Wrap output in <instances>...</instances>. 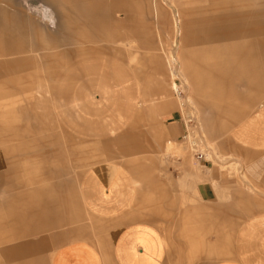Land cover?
<instances>
[{
    "label": "rangeland",
    "instance_id": "rangeland-1",
    "mask_svg": "<svg viewBox=\"0 0 264 264\" xmlns=\"http://www.w3.org/2000/svg\"><path fill=\"white\" fill-rule=\"evenodd\" d=\"M19 1L33 22L58 31L60 17L54 14L53 23L45 18L39 0ZM102 1L107 5L110 0ZM120 2L127 14L115 17L110 12L99 26H84V32L93 35L85 48L97 51L71 53L76 45L54 50L3 47L0 166L10 182L2 195L8 204L0 222L5 237L30 224L37 242L50 243V255L70 239L105 248L114 225L141 218L155 223L170 240L179 235L190 247L189 264L202 261L210 246L212 252L227 249L229 256L235 249H264V236H259L260 226L252 219L258 208L255 200L264 198V191L255 188L250 175L251 156L264 149V0H157V6L152 0ZM226 27L261 33L205 41L214 28ZM47 42L54 43L49 37ZM57 52L65 56L45 57ZM169 53L175 58L184 54L196 64L202 57H218L223 66L252 64L258 70L255 86L236 83L232 69L222 73L211 69L202 73L206 78L201 75L211 85L199 87L185 111L171 92L165 112L148 116L146 111L143 118L130 113L128 101L139 91L156 96L166 91L171 70L182 85L180 64L176 61L171 68ZM92 63L106 80L95 93L102 97L95 116L77 100L89 95L82 84L86 66ZM44 85L51 92L45 93ZM173 112L183 125L186 118L192 120L189 124L198 135L205 132L214 147L211 157L192 133L184 137L190 132L186 126L179 139L164 133ZM104 116L115 131L102 127ZM83 117L97 121L81 124ZM190 157L197 168L190 165ZM120 167L125 184L119 197L111 207L97 206L99 187L93 183L87 188L86 177L94 171L109 184ZM70 209L79 214L73 221L68 220ZM217 212L225 213L226 220H215ZM209 215L211 231L205 232L208 222L203 219ZM11 240L5 238L4 243Z\"/></svg>",
    "mask_w": 264,
    "mask_h": 264
},
{
    "label": "crops",
    "instance_id": "crops-1",
    "mask_svg": "<svg viewBox=\"0 0 264 264\" xmlns=\"http://www.w3.org/2000/svg\"><path fill=\"white\" fill-rule=\"evenodd\" d=\"M39 1L42 3V13L45 18H48L49 21L53 23L54 14L60 17L58 31H52L49 27L41 28L37 23L33 22V20L29 18V15L23 11V3L19 0H0L1 62L3 61L4 46L43 47L45 50H54L59 47L76 45L75 50L70 51L71 53L97 51L96 47L85 48L84 44L89 41L88 39L92 40L91 37H93V35L85 33L84 26L88 23L92 25L94 23L96 26H99L104 20V14L107 15L110 14V12H113L115 17L121 16V13L127 14L128 12L124 3L120 2V0H110L107 5H104L102 0ZM152 1L155 2L157 6V0ZM238 17L245 18V15H238ZM259 32L261 33L260 30L249 28H241L239 30L230 29V27L224 29L214 28L208 36H206L205 41L211 42L252 37ZM48 37L51 38L54 43H48ZM247 41L250 43L252 42L251 40ZM248 55L252 56L250 53ZM53 56H65V53L57 52L45 54L46 58ZM167 61L171 68L174 62H179L182 75L184 76L182 85L177 83L175 80L177 74L174 70H171L170 82L166 91L158 96L153 94L147 95L139 91L135 99L128 101L130 113L143 118L146 111L150 112L148 116L149 114L150 116H157L159 113L165 112L166 109L163 107L168 105L169 102L167 101V97L171 92L177 95L179 107L182 111H185L186 105L193 100L194 92H196L199 87H203V85L206 86V88L208 85H211L209 81L206 79L203 80L201 77V75L204 76L202 73H207V71L211 69L213 72L217 73L232 69L234 72L232 77L234 81H236V83L244 82V85L249 89L255 86V72L258 71L255 66H251L252 64L250 68H246L247 66L244 64L233 65L234 68L229 65L223 66L218 57H202L197 60L198 64H196L192 59L185 58L184 54L180 53L177 58H175L169 53ZM86 68V71L83 69L85 71V81L82 87L87 92L86 94L89 95L83 98L79 97L77 100L78 103L87 105V110L89 109L88 113H91V116H95L101 111L98 105L101 104L102 99L101 95L95 93L98 91L100 85H106V80L100 78L101 73L93 63L88 64ZM43 88L45 93L51 92L46 85H44ZM65 89H67V92L72 90L68 87H65ZM183 90L187 91L186 95L182 94ZM123 117V115L119 114V119H123ZM86 118H88L89 123H96L97 121V118ZM105 118L106 121L101 123L102 127H104L105 130L108 128L109 131H115L116 128L113 127V123L109 122L107 117ZM84 120L85 121L81 124L88 122L85 118ZM190 121L192 120L186 118L185 125H183L179 118V114L173 112L171 117L167 120V128H164V133L172 139H179L182 136L183 128L186 126L190 132L184 134V137L189 138V135L192 133L194 138L202 142V150L205 152L206 156L211 157L213 154L212 150L214 149L212 142L208 139L204 131H202L201 136L193 131V128L189 124ZM166 150L169 154L173 155L171 146H168ZM251 157V178L256 185L255 188L264 191V149H261L259 153L253 154ZM189 163L191 166H195L197 161L194 159L192 162L190 157ZM195 167L197 168V165ZM102 172H105V170ZM6 174L5 167L0 166V222L2 223L4 221L2 210L5 205H8L4 203L2 195L5 190V185L10 184ZM134 182L137 183V181ZM93 183H96L99 187L100 198L98 201H100V203H98L97 206L101 204L102 207H111L112 202L116 201V197H119L122 187L125 184V172L120 167L113 180L109 184H106L98 173L91 171L89 176L86 177L84 184L87 188H92ZM38 194L39 193L35 192V197H38ZM211 196L209 200H212ZM255 205H257L258 208L253 214L252 219L257 221V224L260 226L259 236H264V198L256 199ZM78 215L76 211L72 212V209H70L68 220L70 219L73 221L74 217ZM124 215H126V213ZM214 216L215 220L219 222L227 218V215L222 212H217ZM11 220L15 221L16 218L14 217ZM203 220L208 222V225L205 226V232L211 231V226H209L212 220L211 215H209V217H204ZM207 227H209V229ZM218 231V237H222L221 230ZM4 232V229L0 227V264H189L188 249H190V247L187 246V243L180 240L181 238L177 234L173 239H168L155 223L147 219L134 218L130 219L129 224L125 226L114 225L110 232V246L105 248H101L95 243L85 240L70 239L68 242H64L57 246L53 255L49 254L51 253L52 247L50 243H47L46 239L37 242L34 225L32 226L29 224L27 230H21L19 228L12 230L11 236H9L12 240L6 244L4 240L9 237H5ZM240 232L242 233L243 229ZM205 236L207 235L205 234ZM21 237H23V239H20ZM207 249L208 248H205L203 260L198 264H264V249H235L234 252H230V256L228 255L227 249H214L213 252L211 246L209 247V251ZM213 253H215L214 257H212ZM47 254L50 256L47 257Z\"/></svg>",
    "mask_w": 264,
    "mask_h": 264
},
{
    "label": "built area",
    "instance_id": "built-area-1",
    "mask_svg": "<svg viewBox=\"0 0 264 264\" xmlns=\"http://www.w3.org/2000/svg\"><path fill=\"white\" fill-rule=\"evenodd\" d=\"M199 157H200V158H202V157H203V155H200Z\"/></svg>",
    "mask_w": 264,
    "mask_h": 264
},
{
    "label": "bare ground",
    "instance_id": "bare-ground-1",
    "mask_svg": "<svg viewBox=\"0 0 264 264\" xmlns=\"http://www.w3.org/2000/svg\"><path fill=\"white\" fill-rule=\"evenodd\" d=\"M177 87V86H176ZM179 95V94H178ZM181 100V99H180ZM196 144H194L193 146H195ZM194 161V160H193Z\"/></svg>",
    "mask_w": 264,
    "mask_h": 264
}]
</instances>
